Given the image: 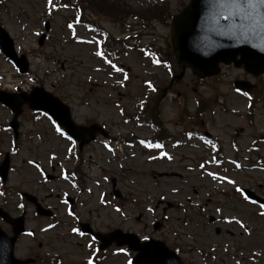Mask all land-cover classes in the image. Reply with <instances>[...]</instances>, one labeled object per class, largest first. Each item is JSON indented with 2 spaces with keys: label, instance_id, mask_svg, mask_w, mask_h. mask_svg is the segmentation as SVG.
Returning <instances> with one entry per match:
<instances>
[{
  "label": "rangeland",
  "instance_id": "1",
  "mask_svg": "<svg viewBox=\"0 0 264 264\" xmlns=\"http://www.w3.org/2000/svg\"><path fill=\"white\" fill-rule=\"evenodd\" d=\"M80 3L91 26L74 22L81 18ZM186 3L0 0V25L29 62L21 75L0 55V88L43 86L69 105L77 123L97 122L109 135L74 154L72 142L46 116L24 106L14 140L7 128L11 113L0 105V161L5 153L10 159L0 207L12 215L25 210V227L34 231L20 237L16 257H31V264H83L93 244L71 232L80 219L101 232L119 228L140 239H159L185 264H264V206L246 201L240 190L264 199V74L251 77L228 66L199 79L186 70L168 89L179 73L169 47V20ZM103 33L110 49L97 56L94 38ZM152 47L160 57L153 58ZM166 59L172 65L157 63ZM241 78L254 83L249 109L247 96L233 87ZM142 118L157 130L138 126ZM154 132L165 136L163 148L117 144ZM40 169L53 178L45 181ZM72 170L80 174L77 187L70 181ZM20 191L35 195L52 216L36 215ZM71 193L78 198L76 214L63 200ZM0 227L11 232L1 220ZM105 251L99 264H130L134 255L115 245Z\"/></svg>",
  "mask_w": 264,
  "mask_h": 264
},
{
  "label": "water",
  "instance_id": "2",
  "mask_svg": "<svg viewBox=\"0 0 264 264\" xmlns=\"http://www.w3.org/2000/svg\"><path fill=\"white\" fill-rule=\"evenodd\" d=\"M230 11L229 8L217 3V0H189L181 12L171 17L170 44L173 56L182 69L190 67L194 74L203 77L217 73L219 62L229 64L232 61L235 66L243 65L246 71L253 74L264 72V39L261 38L260 28L254 21L237 20L235 16L230 15ZM4 37L8 39L7 33L0 27L2 43ZM6 51L14 58L13 51L8 49ZM18 64L22 65L19 61ZM1 101L15 112L14 119L20 112L22 103L26 102L31 108L50 112L73 136L78 137L80 133L83 135L86 130L87 137H94L95 126L86 129L74 126L69 119L68 108L42 89H35L32 95L15 99L3 97ZM13 125L15 126V123ZM85 139V142L88 141ZM2 236L0 233V238ZM126 236L136 239L133 235ZM151 244L153 242L144 243L142 246L149 247ZM12 245L13 238L7 239L0 256V264L19 263L12 258ZM156 249L171 260L178 261L174 253L163 244ZM143 255L144 253L136 256L135 264H143ZM154 264L167 263L157 261Z\"/></svg>",
  "mask_w": 264,
  "mask_h": 264
},
{
  "label": "snow or ice",
  "instance_id": "3",
  "mask_svg": "<svg viewBox=\"0 0 264 264\" xmlns=\"http://www.w3.org/2000/svg\"><path fill=\"white\" fill-rule=\"evenodd\" d=\"M51 3V0H49ZM217 3H219L223 7L229 8L230 15L235 16L237 20H246V21H254L255 25H257L260 28V35L261 38L264 39V0H217ZM72 25L69 24V28H71ZM91 43V41H89ZM97 56L101 55V52H96ZM115 68V65H113ZM116 71H121V69L115 68ZM127 79V77H125ZM151 86V85H149ZM154 90V89H153ZM247 95V93H245ZM51 119V117H50ZM56 122L53 120V124ZM56 131L60 133L61 136H65V132L61 130L59 126L56 127ZM71 139V137H68ZM141 143H144V141H141ZM148 147H155L160 148V144H148ZM161 156L166 155V153L161 152ZM29 163H32V161H29ZM210 175H212L210 173ZM215 178V177H214ZM231 183V181H229ZM173 191H176L173 189ZM219 211V209L217 210ZM237 223H240V221H236ZM51 227V225H49ZM241 227L243 228L244 225L241 224ZM72 232H78V229L73 228ZM82 234V233H81ZM147 239V237H145ZM88 264H92L91 260H89Z\"/></svg>",
  "mask_w": 264,
  "mask_h": 264
}]
</instances>
